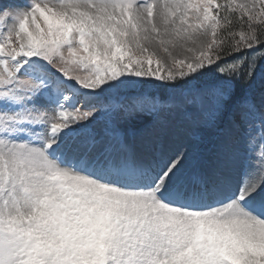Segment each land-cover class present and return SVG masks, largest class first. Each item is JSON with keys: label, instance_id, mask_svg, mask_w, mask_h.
<instances>
[{"label": "snow or ice", "instance_id": "1", "mask_svg": "<svg viewBox=\"0 0 264 264\" xmlns=\"http://www.w3.org/2000/svg\"><path fill=\"white\" fill-rule=\"evenodd\" d=\"M0 264H264V0L0 3Z\"/></svg>", "mask_w": 264, "mask_h": 264}, {"label": "rangeland", "instance_id": "2", "mask_svg": "<svg viewBox=\"0 0 264 264\" xmlns=\"http://www.w3.org/2000/svg\"><path fill=\"white\" fill-rule=\"evenodd\" d=\"M0 3H24V0H0ZM142 125L133 124L131 126L132 133H138ZM138 135H130V139H138ZM211 133L206 129H196L185 127L176 132L175 127L173 126L170 130V135L165 138V143L174 142L177 144L181 143H190L194 145H200L205 147L210 142Z\"/></svg>", "mask_w": 264, "mask_h": 264}]
</instances>
